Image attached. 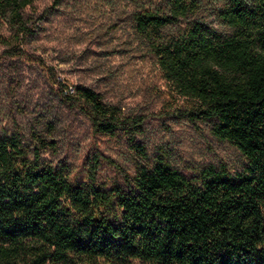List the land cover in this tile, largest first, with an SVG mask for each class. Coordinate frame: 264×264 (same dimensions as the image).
I'll return each instance as SVG.
<instances>
[{
    "label": "trees",
    "instance_id": "1",
    "mask_svg": "<svg viewBox=\"0 0 264 264\" xmlns=\"http://www.w3.org/2000/svg\"><path fill=\"white\" fill-rule=\"evenodd\" d=\"M35 1L0 0L14 40L31 31L25 10ZM126 1L139 47L184 100L167 113L204 126L246 163L231 171L150 158L137 139L146 117L121 118L100 93H66L53 76L62 102L88 118L94 147L80 166L58 165L43 159L52 142L39 131L28 137L16 122L0 131V264H264V0H216L225 32L198 18L199 0ZM20 54L4 50L0 68ZM121 140L138 155L130 168L101 151Z\"/></svg>",
    "mask_w": 264,
    "mask_h": 264
},
{
    "label": "rangeland",
    "instance_id": "2",
    "mask_svg": "<svg viewBox=\"0 0 264 264\" xmlns=\"http://www.w3.org/2000/svg\"><path fill=\"white\" fill-rule=\"evenodd\" d=\"M53 1L36 0L25 10L31 31L17 41L8 23L0 22V54L10 47L21 50L20 55L6 59L11 68H0V131L9 129L13 122L28 137L35 129L52 142L42 152L45 161L80 166L94 147L89 120L62 102L55 76L56 81L67 83L74 91L83 87L100 93L107 104L118 108L121 118L146 117L144 135L137 139L150 158L165 152L168 161L179 168L217 161L231 171L243 167L246 159L233 145L217 141L202 125L196 127L167 113L179 108L184 100L172 91L153 59L139 47L128 18L130 3L67 1L49 19H41V13ZM199 3L198 18L225 32L213 14L219 8L218 1ZM6 77L15 83L14 88H8ZM101 151L129 168L132 156L138 157L122 140L103 143ZM95 264L146 263L97 260Z\"/></svg>",
    "mask_w": 264,
    "mask_h": 264
},
{
    "label": "built area",
    "instance_id": "3",
    "mask_svg": "<svg viewBox=\"0 0 264 264\" xmlns=\"http://www.w3.org/2000/svg\"><path fill=\"white\" fill-rule=\"evenodd\" d=\"M73 90H72V88H69L67 91H66V93H69V94H73Z\"/></svg>",
    "mask_w": 264,
    "mask_h": 264
}]
</instances>
